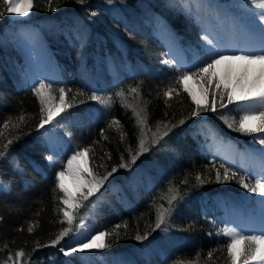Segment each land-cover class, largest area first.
I'll list each match as a JSON object with an SVG mask.
<instances>
[{
    "label": "trees",
    "instance_id": "obj_1",
    "mask_svg": "<svg viewBox=\"0 0 264 264\" xmlns=\"http://www.w3.org/2000/svg\"><path fill=\"white\" fill-rule=\"evenodd\" d=\"M33 2L36 6L20 23L52 22L45 39L60 66L61 82L51 88L65 89L66 101L72 105L62 112L66 118L62 128L74 150L69 154L90 148V172L102 176L113 167L117 171L90 197V205L84 201L73 231L51 246L60 230L68 226L59 223L63 193L53 191L57 170L47 162L51 149L39 132L40 100L27 77H21L25 67L5 11L0 16V130L4 132L0 151L5 152L0 158V264H86L87 260L98 264L102 258L108 264H112L111 258L123 263L138 248L149 251L144 246L157 235L164 243L138 258V264H231L225 247L229 237L222 235L226 205L234 199L247 208L253 193L234 180L217 183L215 169L223 163L253 184L256 177L250 168L241 169L238 156L231 162L213 145L219 140L222 145L245 151L254 145V139L229 129L220 118L223 113L238 120L242 113L235 105L191 116L196 105L186 92L181 91L179 97L163 95L183 70L161 65L166 49L164 38L156 31L157 22H164L185 46L199 47L200 26L193 14L180 6V0H51L54 11L48 0ZM13 61L15 67L10 66ZM131 88H137L139 95ZM93 96L99 99L93 100ZM211 100L209 90V104ZM141 108L147 114L144 138L148 151L131 163V156L139 149L141 128L133 109ZM21 114L23 122L18 121ZM181 119L183 124H179ZM113 120L119 125H113ZM8 121L9 127L4 129ZM158 122L157 135L166 130L164 124L168 125V135L153 144ZM16 123L19 127L13 128ZM8 139L13 142L5 149ZM121 157L128 168L119 167ZM145 165L149 170L137 176ZM196 174L206 182L198 183ZM185 179L187 183H183ZM170 182L179 189L180 197L173 202L165 224L156 229L159 207H169L163 197ZM90 206L89 217H84ZM84 219L91 221L95 232H111L117 224L121 227L118 235L105 238L109 247L86 255V260L75 259L76 254L64 257L61 248L65 250ZM29 226L33 227L31 233ZM146 232V239H135ZM21 250L25 255L17 259L15 253ZM210 251L213 256L208 259Z\"/></svg>",
    "mask_w": 264,
    "mask_h": 264
},
{
    "label": "snow or ice",
    "instance_id": "obj_2",
    "mask_svg": "<svg viewBox=\"0 0 264 264\" xmlns=\"http://www.w3.org/2000/svg\"><path fill=\"white\" fill-rule=\"evenodd\" d=\"M82 3L83 0H78ZM33 0H0V16L5 14V11L15 16L25 17L35 7ZM180 6L184 8L189 15H192L191 5L186 4L185 0H180ZM200 6L208 8H223L224 15L229 20L233 21V27L235 22L240 19V16L232 11L233 8H243L247 15V22L242 26L249 39L243 44L238 45L236 42L229 40L226 36H219L215 39H210L207 34L203 37L207 46L203 48L204 56L197 58V60L185 70L181 71L180 75L175 77L173 82L166 88L163 95L166 98H171L173 94L179 97L181 91L186 92L191 97L192 102L196 107L191 111V116H199L202 112H217L218 107L220 109L226 108L228 105H235L236 110L242 114L239 119H229L223 113L220 114V118L224 124L231 130L241 133L245 136L253 137L256 143L264 145V0H244L243 3H231L228 5H211L203 3L200 0L197 7ZM48 7L53 11L51 0H48ZM256 10H259L258 12ZM258 17V19H257ZM164 63H170L165 60ZM258 66V68L256 67ZM194 80L200 87L203 95V103L197 100L193 94L191 88L188 87V81ZM215 84L213 86V82ZM207 85L208 87H205ZM177 86H180L179 88ZM209 90H211L212 100L211 104L208 103ZM70 91V90H69ZM132 93L139 95L137 88H131ZM35 93L40 100V113L41 119L39 121V127L44 128L46 124L53 123L56 115L65 111L72 105L67 103L65 89H59V101H56V97L52 95L50 85L40 83L39 87L35 89ZM122 95V94H121ZM225 98L227 103H225ZM75 99V97H73ZM93 100L99 99L96 96L92 97ZM110 101V98H109ZM107 103L108 101H104ZM167 104V99L165 100ZM170 106V105H169ZM134 114L138 117L140 128L139 149L135 155L131 156V163H135L138 155L148 151L145 140V128L147 127V114L146 109L141 108L139 111L133 109ZM141 113L145 115L141 116ZM167 115V113L165 114ZM25 117L21 114L18 117L19 122H23ZM9 123L5 122L4 129L9 127ZM184 120H179V124H183ZM113 125H119V121L113 120ZM175 125H173L174 127ZM13 128H18L19 123L12 124ZM166 129L161 135H157L160 130V122L157 123L156 132L152 133L151 142L155 144L163 136L168 135V125L164 124ZM151 131V129H148ZM4 136V132L0 130V137ZM12 139L7 140V144L4 145L6 149L8 145L12 143ZM90 148H83L77 150L70 158L67 159L66 164L62 169L55 173V190H59L63 193L60 198V203L63 205L59 209L63 218L59 220V223H67V227H64L56 235L55 239L51 241V246H55L66 237L71 231H73L72 225L76 219V213L80 208L84 207V201H87L89 197L93 196L100 190L104 182L117 171L116 167H113L110 172L105 175H98L96 173L88 172V176L84 177L86 168L79 166L74 168V162L78 157H82L85 154L91 152ZM131 153V149H128ZM261 171L258 178L255 179L253 184L248 180L245 175L239 174L238 171L232 170L231 167H225L221 163L219 168L215 169V180L217 183L224 181H236L240 187L246 189L249 193L264 197V151L260 154ZM5 156L4 151H0V158ZM110 158V155H109ZM49 161L53 159L52 156L47 157ZM103 167V165H101ZM120 168H128L129 164L124 162V158L121 157L119 164ZM222 169V171H221ZM66 176H70L74 181L78 182L77 192L79 195H75L65 187L64 179ZM195 180L203 184L206 182L205 178L201 174H196ZM82 181V182H81ZM187 179L183 183H187ZM167 195L163 198L167 199L169 205L168 208H164L161 205L157 212L155 228L159 229L165 224L166 216L172 211L173 202L180 197L179 189L170 182V186L167 189ZM261 203H264L262 201ZM38 215V213H37ZM121 225L117 224L111 232H98L97 234L90 235L84 241H81L77 246L70 247L68 251L61 248L64 255H69L71 252H83L87 249H103L110 245L105 242V238L113 235H118V229ZM127 229L128 225H123ZM28 232L33 231V227H28ZM155 229H153L154 231ZM223 236L229 237L225 243L227 250V256L231 261V264H251L255 261L257 264H264V220H262L261 230L258 234L246 233L243 231H236L234 229H227L223 231ZM148 233H144L143 236L136 235V240L146 239ZM39 247V242H37ZM48 246V245H44ZM25 253L23 250L17 251L15 257L19 259L23 257ZM213 253L210 251L207 254L208 259H211ZM12 256L8 257L11 261ZM197 259H199V253H197ZM184 264V262H180Z\"/></svg>",
    "mask_w": 264,
    "mask_h": 264
},
{
    "label": "rangeland",
    "instance_id": "obj_3",
    "mask_svg": "<svg viewBox=\"0 0 264 264\" xmlns=\"http://www.w3.org/2000/svg\"><path fill=\"white\" fill-rule=\"evenodd\" d=\"M200 0H185L186 4L191 5L192 14L197 20L200 26V36L198 39L199 47L193 46H185L181 40L171 31L170 28L164 24L162 21L157 22V33L164 38V45L166 49V53L161 60V65L167 68L179 67L182 70H185L187 67H190L199 57L204 56L203 48L206 45L203 37L207 34L210 39L218 38L219 36H226L231 41L236 42L238 45H243L248 39V35L242 31V26L247 22V15L243 8H233L232 11L240 16V19L235 22V26L233 27V21L229 20L224 15L223 8H208L204 6L197 7ZM244 0H203V3L211 4V5H228L231 3H243ZM257 12L259 10H256ZM10 22L8 24L12 33V38L14 40V44L18 53L21 51L19 49V43H25V46L29 49L31 53V65L26 64L25 60L21 58V62L25 67L24 73L21 77H27V82L31 88L35 89L39 87L40 83H44L46 85L52 86L53 83L61 82V75H59L57 71V66L52 56V51L49 48L46 39L45 32L46 30H50L52 25L51 21L40 22L38 25H27L24 23H20L25 20L28 15L23 19H14L11 13H8ZM258 19V17H257ZM18 22V23H17ZM51 22V23H50ZM39 23V22H38ZM247 36L246 39H241L242 37ZM162 40V39H161ZM40 58V60H38ZM45 58V59H44ZM46 61L47 65L45 66ZM167 60L170 63H164ZM16 62H11L10 66H16ZM258 68V66H256ZM18 68V65H17ZM19 71V70H18ZM32 71V73H31ZM20 72V71H19ZM86 77V76H85ZM194 84L197 85L198 91L201 93L200 87L198 84L191 80ZM215 81L213 82V86ZM205 87H208L205 85ZM59 89L60 88H51L52 95L56 97V101H59ZM36 94V93H35ZM38 97V96H37ZM191 99V97H189ZM197 100L203 103V95L201 93V97L197 98ZM192 101V99H191ZM66 118L62 116V112L55 116L53 123L46 124L44 128L39 127V132L41 133L43 143L47 145L51 149L49 156H52L53 159L49 161L47 159L48 164L50 166H55L57 172L60 171L65 164L68 157L73 154H69V151L72 152L73 147H69V142H67V138L65 136V130L62 128L66 125ZM214 140V138L212 139ZM212 144V143H211ZM253 146L249 147L245 151H239L235 146L231 144L222 145L219 140H215L214 148L222 152V155L227 156L228 159L232 162L236 156L239 157L240 162L242 163V168L244 170H248L258 178L259 173L261 171V161H260V153L264 151V145H260L253 140ZM221 146V147H220ZM68 153V154H66ZM63 157V155H65ZM48 156V157H49ZM87 159L88 168L87 171L84 172V177L88 176V172H90L88 157L85 154ZM148 161L146 162V164ZM150 169V164H147ZM146 165L139 169L137 176L141 175L142 170H149ZM75 195H79L78 192L74 193ZM97 194V192L95 193ZM94 194V195H95ZM90 197L87 201H85L86 205L89 204ZM264 197H259L258 195L252 194V199L249 201L250 204L247 205V208L243 206L237 200L232 199L227 202L226 208L227 211L224 216L225 225L224 231L227 229H234L236 231H243L251 234H258L261 230L262 220H264ZM93 207V205H92ZM91 211V206L87 209V213L84 217H89ZM82 210L76 213L78 215ZM91 228V221L89 219H84L78 226V229L75 231L74 236H72L70 242L66 245L65 251H68L70 247L77 246L81 241H84L90 235L97 234ZM154 237L149 243L144 246V248L149 249L143 251L142 248H138L134 250L132 253L128 254V256L123 260L118 258H111L109 261L112 264H138V258L144 256V254L150 252L152 249L156 250L162 245L163 239ZM97 249H89L83 252H71L69 255L76 254L75 259L77 260H86V255H93L96 253ZM64 255V252H62ZM67 255V256H69ZM134 256L137 257L134 258ZM66 257V255H64ZM106 259L102 258L98 259V264H108ZM254 264L257 262L253 261ZM86 264H89L87 260Z\"/></svg>",
    "mask_w": 264,
    "mask_h": 264
},
{
    "label": "bare ground",
    "instance_id": "obj_4",
    "mask_svg": "<svg viewBox=\"0 0 264 264\" xmlns=\"http://www.w3.org/2000/svg\"><path fill=\"white\" fill-rule=\"evenodd\" d=\"M12 15H13L14 19H23V18L26 17V16L25 17L15 16L14 14H12ZM246 37L247 36L243 35V37L241 39H246ZM19 49L21 51V53L19 54L20 57H22L25 60L26 64L31 65V63H32V61L30 59L31 58V53L29 52V49L25 46V43L20 42L19 43ZM52 56H53V59L55 61L56 66H57V71H58L59 75H61L60 74V66H59V64L57 62V59L53 55V53H52ZM38 60H40V58ZM43 62H45V66H46L47 65L46 61L43 60ZM31 73H32V71H31ZM187 83H188V87L191 88V90H192L193 94L196 96V98H200L201 97V93L198 91L197 85L194 84L193 82H191V80H189ZM70 157H68V158H70ZM65 164H66V162H65ZM77 166H79L81 168H86V169L88 168L87 159H86L85 155L82 156V157H78L77 160L74 162V168L77 167ZM64 184H65V187L68 188L70 192H72V193H76L77 192L76 189H77V186H78V182L74 181L72 177L66 176L65 179H64ZM87 250H89V249H87Z\"/></svg>",
    "mask_w": 264,
    "mask_h": 264
}]
</instances>
